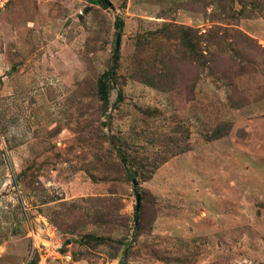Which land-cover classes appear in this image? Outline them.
<instances>
[{"label":"rangeland","instance_id":"1","mask_svg":"<svg viewBox=\"0 0 264 264\" xmlns=\"http://www.w3.org/2000/svg\"><path fill=\"white\" fill-rule=\"evenodd\" d=\"M0 264H264V0H13Z\"/></svg>","mask_w":264,"mask_h":264},{"label":"trees","instance_id":"2","mask_svg":"<svg viewBox=\"0 0 264 264\" xmlns=\"http://www.w3.org/2000/svg\"><path fill=\"white\" fill-rule=\"evenodd\" d=\"M240 3L243 4V0H238ZM123 25H124V22L121 18H118L117 21H116V27H117V31L118 32H121L122 29H123ZM117 63H118V55L116 54V56L114 57V64L113 66L111 67V69L107 72H105L98 80V93H99V97H100V100L102 102V105H103V110H104V113H106V110H107V105H108V102H109V97H108V94H109V91H108V86H107V78L109 79H112V80H115L116 78V68H117ZM104 116L108 119L107 121H109V116H106V114H104ZM107 125H109V122L107 123ZM109 141L110 143L112 144V146L114 148H116V144H115V141H114V138L113 136L109 138ZM116 153L118 155V157L121 159L122 163H125L126 162V157L124 155V153L122 152L121 149L119 148H116ZM130 177L132 175L128 174ZM139 211L140 210H136L135 211V218L137 219L138 216H139ZM137 223L135 225V228L137 229Z\"/></svg>","mask_w":264,"mask_h":264},{"label":"water","instance_id":"3","mask_svg":"<svg viewBox=\"0 0 264 264\" xmlns=\"http://www.w3.org/2000/svg\"><path fill=\"white\" fill-rule=\"evenodd\" d=\"M121 39H122V35L118 34L117 42H116V54L117 55L119 53ZM133 184H134L135 187L137 186V181L135 179L133 180ZM136 201H137L136 210H139L140 209V194L139 193H136Z\"/></svg>","mask_w":264,"mask_h":264},{"label":"built area","instance_id":"4","mask_svg":"<svg viewBox=\"0 0 264 264\" xmlns=\"http://www.w3.org/2000/svg\"><path fill=\"white\" fill-rule=\"evenodd\" d=\"M13 3V0H0V24L4 17L5 12L8 10L9 6Z\"/></svg>","mask_w":264,"mask_h":264}]
</instances>
